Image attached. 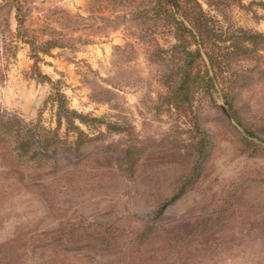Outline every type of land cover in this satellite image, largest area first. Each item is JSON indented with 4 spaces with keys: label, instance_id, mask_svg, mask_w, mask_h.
<instances>
[{
    "label": "rangeland",
    "instance_id": "374dc122",
    "mask_svg": "<svg viewBox=\"0 0 264 264\" xmlns=\"http://www.w3.org/2000/svg\"><path fill=\"white\" fill-rule=\"evenodd\" d=\"M141 2L0 0V264H264V44L237 56L234 119L219 92L180 116ZM224 2L220 26L264 36V0ZM55 91L88 118L78 156L18 157L7 122L55 130Z\"/></svg>",
    "mask_w": 264,
    "mask_h": 264
},
{
    "label": "trees",
    "instance_id": "16d2710c",
    "mask_svg": "<svg viewBox=\"0 0 264 264\" xmlns=\"http://www.w3.org/2000/svg\"><path fill=\"white\" fill-rule=\"evenodd\" d=\"M224 4V0H142L139 6L142 9L136 12V19H141L137 25L141 26L142 32L139 40L147 46V60L161 69L158 83L164 88V94L160 99L162 97L164 103L180 116L190 110L196 97H212L215 92L222 97L224 106L221 110L226 117L234 119L237 116L232 89L246 69L238 65L237 56L245 58L257 51L260 43L264 44V36L241 29L228 31L220 26L209 12L212 9L223 16ZM204 6L209 10L206 11ZM162 32L171 38L166 47L157 40L158 33ZM49 99L56 103L55 130L40 129L39 123L31 126L17 118L7 122L14 127L11 136L18 157L32 144L42 157L55 159L61 153L73 160L75 155L78 156L86 136L75 127L74 119L85 124L88 118L70 110L65 96L58 91ZM63 122L67 132L75 131L73 142L59 139L56 130ZM259 140L264 145V139ZM164 207L158 209L156 215Z\"/></svg>",
    "mask_w": 264,
    "mask_h": 264
},
{
    "label": "crops",
    "instance_id": "0c3cea01",
    "mask_svg": "<svg viewBox=\"0 0 264 264\" xmlns=\"http://www.w3.org/2000/svg\"><path fill=\"white\" fill-rule=\"evenodd\" d=\"M35 1H37L38 3H41V2L47 1V0H35Z\"/></svg>",
    "mask_w": 264,
    "mask_h": 264
}]
</instances>
